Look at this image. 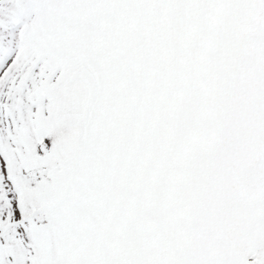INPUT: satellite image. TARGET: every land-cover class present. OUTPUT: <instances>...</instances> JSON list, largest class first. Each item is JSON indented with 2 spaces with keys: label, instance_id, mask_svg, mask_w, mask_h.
I'll list each match as a JSON object with an SVG mask.
<instances>
[{
  "label": "snow or ice",
  "instance_id": "6c2138e0",
  "mask_svg": "<svg viewBox=\"0 0 264 264\" xmlns=\"http://www.w3.org/2000/svg\"><path fill=\"white\" fill-rule=\"evenodd\" d=\"M0 264H264V0H0Z\"/></svg>",
  "mask_w": 264,
  "mask_h": 264
}]
</instances>
